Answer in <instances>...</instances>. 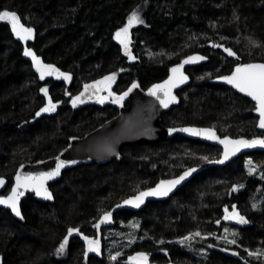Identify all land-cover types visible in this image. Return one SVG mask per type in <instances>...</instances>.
I'll return each mask as SVG.
<instances>
[{
  "label": "trees",
  "instance_id": "trees-1",
  "mask_svg": "<svg viewBox=\"0 0 264 264\" xmlns=\"http://www.w3.org/2000/svg\"><path fill=\"white\" fill-rule=\"evenodd\" d=\"M0 10L15 11L35 32L29 46L73 74L68 87L39 79L23 58L10 23L0 21V177L7 180L3 194L22 163L56 155L71 138L118 112L114 104L79 109L70 105L85 83L111 73L116 77L110 90L119 95L133 82L146 88L164 79L187 57H205L186 63L190 82L179 92L178 104L161 114V123L209 126L220 136L264 137L255 104L211 82L235 65L264 62V0H0ZM133 12L143 23L128 34L136 58L129 63L115 37ZM43 87L58 103L55 111L37 116L48 101ZM127 102L126 96L122 104ZM220 154L218 146L175 135L123 146L117 158L104 164L66 169L49 185L53 201L27 194L21 219L0 208V264H119L138 252L157 264H264V151L239 155L225 165L217 163ZM190 167L202 169L169 198L148 201L140 210L116 212L104 229L102 259L85 255L83 236L95 238L96 221L103 213ZM233 205L247 223H223L225 208ZM69 228L79 232L69 236L58 254Z\"/></svg>",
  "mask_w": 264,
  "mask_h": 264
},
{
  "label": "water",
  "instance_id": "water-1",
  "mask_svg": "<svg viewBox=\"0 0 264 264\" xmlns=\"http://www.w3.org/2000/svg\"><path fill=\"white\" fill-rule=\"evenodd\" d=\"M34 35H35V32H33V35L28 40H21L13 34L14 38L19 43H21V45H22V56H23V58L25 60L30 61L31 65H32V59L30 56L24 55V49L27 47V48H31L33 50V48L31 46H29V43L33 40ZM130 52H131L132 56H134L133 52L131 50H130ZM36 55L39 56L45 64L55 65L57 68L60 69L61 72L69 73L71 76L70 80H65L63 77H59V76H46L43 80L50 79V80H54V81H60V82H63L65 84V86H67V87L71 85V83L73 81V74L70 71L62 70L56 64L45 61L43 59V57H41L37 53H36ZM127 57H128V55H127ZM133 61H136V58L135 59H129V58L127 59V62H129V63H131ZM181 63L182 62L174 64L171 67V69L173 67H175L176 65H179ZM249 63H264V62L263 61H250V62L243 63V64H249ZM185 66H186V63L183 65V68L181 69V71H183L184 75H186L188 77V79L185 80L183 83L177 84L176 87L172 88V90H171L172 95H174L176 97V99L173 102H171L168 105V107H166V108L162 107L160 105V102H159V100L156 99V97L151 96L148 93V89L151 88L152 85H154V84H163V82L165 80H167L169 78V76L172 75L171 69H170L169 74L164 79L157 81V82L149 85L146 88H141V87L133 88L132 91L129 92L127 95L128 102L126 105H123L122 103L121 104L113 103L112 102L113 98H111V96H109L108 93H104L101 90L100 85H99V86L90 88L89 91L86 93L85 97L82 98L84 100V102L83 103H77L74 107L72 104V98L75 96H78L81 92L84 91V85L85 84L92 85L93 82L96 80H91V81L85 83L83 85L82 89L78 93H76L70 100V105L73 108L79 109V108H83V107H87V106L105 107V106H108L110 104H114V105H117L119 107L118 112L114 116L108 118L107 120H105L104 122L99 124L95 129L84 134L83 136L71 138L69 140L68 144L62 150H60L56 155L49 157V158L41 159V160H38V161H35L32 163H30V162L22 163L16 169V171L13 175L12 184L10 186L9 191L6 194H3V191L7 187V180L4 177H0V178H3V180L5 182L3 185H0V196H6L11 192L12 186L16 183L15 177H16L18 172L21 175H24L27 173L49 172L53 168L56 167L57 158H59L60 160H65V161H75V163L65 164L60 169V174L58 176H55L52 179L47 180L45 182V186L47 187L48 191L52 195L51 199H47L44 196L36 195L35 190L33 188L29 187V188L21 189V191L23 192V195L20 196L18 203H19V208H20V212H21V202L26 197L27 194H32L34 196V198L38 201L51 202V201H53V193H52L49 185L56 182L60 178L62 172L65 171L66 169H70V168L79 166L81 164H89V163L104 164V163L110 162L111 160L117 158L119 156V151L123 146L137 144V143H141V142H156V141L161 140V139L172 138L175 135L184 136V137H187L190 139H197L199 141L220 147L221 148V154H220V157L217 161V163L219 165H225L228 162L237 158L239 155H242L245 153H249L252 151H264V148H262L260 146H255V147H251V148H241L239 151L235 152L233 155L229 156L228 159L225 160V159H223L224 145L222 143H220V140L208 139L206 136H203V135L197 136V135H193V134L188 133V132L180 131V129L188 128V127L198 128V129H208V128L214 129V128L209 127V126H197V125L165 126L161 123V114L168 111L173 106L178 104L179 92L184 87H186L190 82V77H189L188 73L185 71ZM236 66L237 65H235L233 67V69L230 73L225 74V75H220V76L231 75L232 72L235 71ZM32 68H33L34 73L39 77V73L36 71V69L33 67V65H32ZM220 76L214 77L213 79H211V82L222 84V85L232 89L233 91L237 92L238 94L250 99L255 104V101L252 100V98L250 96H248L246 93H242L237 88L228 84L226 81L218 79V77H220ZM39 79H40V77H39ZM93 93H96L99 96H105L108 98L104 100V103H100L98 101V99L96 98V96L93 95ZM159 94L162 96L163 92H160ZM89 96H91L92 98H88ZM255 114L258 116V128L260 130L264 131V129L259 127V113H257L255 111ZM172 128L177 129V131L169 132V129H172ZM214 131H215L216 135L218 137H220V139H223L224 137H228L231 140H238L241 138L247 139V140H252V139L256 138V137H254V138L231 137L228 135L220 136L218 134V132L216 131V129H214ZM258 137H260V136H258ZM261 138H264V137H261ZM190 168L195 169V171L192 172L189 176L185 177V179L182 180L179 184L175 185V187H173L172 190L166 196H148V197H145L144 202L142 204H140L139 207H136V206L131 205V204H124L123 203V201H125V200H127L133 196H136L139 193L138 192L137 194L129 196L126 199L122 200L121 202L116 203L107 211V212L111 213L110 219L101 223L100 218L103 216L104 213L97 219L96 225L99 223V227L97 229L110 226L113 223L114 215L119 210L136 211V210H140V209L144 208L148 201L165 200V199L169 198L179 188H181L186 183H188V181H190L192 179V177L202 169L201 167H190ZM190 168L185 169L184 171H182L180 174H178L175 177H172L169 179H164V180L175 179V178L181 176L185 171H187ZM159 183H160V181L157 182L154 186H152L150 188H155L156 185ZM147 189H149V188H147ZM147 189H144L141 191H145ZM0 208H4V209L9 210L11 212V214L14 217H16L17 219L22 218V214H21V216H17L11 210V208L7 205H0ZM131 257H135V255H133ZM127 264H136V261L129 258L127 261Z\"/></svg>",
  "mask_w": 264,
  "mask_h": 264
},
{
  "label": "snow or ice",
  "instance_id": "snow-or-ice-1",
  "mask_svg": "<svg viewBox=\"0 0 264 264\" xmlns=\"http://www.w3.org/2000/svg\"><path fill=\"white\" fill-rule=\"evenodd\" d=\"M0 21H7L11 25L12 33L21 40H28L33 35V28L26 27L23 23H21L20 16L15 11L10 10H0ZM143 20L140 19L138 13L133 12L129 18L127 24L119 29L116 32V39L123 45L125 53L128 55L129 59H135L132 56L129 50V29L134 24H141ZM216 47H223V45H216ZM224 51L227 52L230 56H235L236 53L231 48H224ZM24 55L30 56L32 59V65L39 73V77L43 80L46 76H59L63 77L65 80H70L71 76L69 73H63L57 68L55 65L52 64H45L39 56L31 48L24 49ZM205 57L202 56H195V57H187L181 64L176 65L171 69L172 75L169 76L167 80L163 82V84H154L151 88L148 89V93L151 96L156 97L159 100L160 105L162 107H168V105L173 102L176 97L172 95V88L176 87L177 84L183 83L185 80L188 79L186 75H184L181 69L185 63H189L195 60H203ZM116 73H111L109 76L103 77L100 81H94L92 85L85 84L84 91L81 92L78 96L72 98V104L75 107L77 103H83L84 100L82 99L85 97L86 93L89 91L90 88L103 85L104 87L109 89L108 95L113 97L112 102L115 104H121L124 100V97L128 95L129 92L132 91L133 88L139 87L138 84L133 82L132 86L126 91L119 95L112 92L111 84L115 80ZM220 80L226 81L228 84L232 85L233 87L237 88L240 92L246 93L248 96L255 101V111L259 113V127L264 129V63H249V64H238L235 68V71L232 72L229 76H220L218 77ZM99 90V89H98ZM42 93L46 97H48L47 104L42 107L36 115L39 116L41 113L44 112H53L56 109V103L53 102L52 98L48 95L47 87H43L40 89ZM163 92L161 96L159 93ZM96 96L100 103H104V100L108 97L99 96L96 93H93ZM88 98H92L89 96ZM177 129L172 128L169 129V132H175ZM180 131L188 132L193 135H203L206 136L208 139H215L220 140V143L224 145V154L223 159H228L229 156L233 155L235 152L239 151L241 148H251L255 146H260L264 148V138L256 137L252 140L247 139H238V140H231L228 137H224L220 139L214 131V129H198V128H183ZM206 159V157H205ZM67 163H75V161H65L60 160L57 158L56 167L53 168L49 172H41V173H27L21 175L19 172L17 173L15 179L16 183L12 186L11 192L6 196H0V205H7L11 208V210L17 215L21 216L20 208H19V198L23 195L21 189L24 188H33L38 196H44L47 199H51L52 195L48 191L47 187L45 186V182L47 180L52 179L55 176L60 174V169ZM195 169L190 168L185 171L181 176L172 179V180H162L159 184L156 185L155 188H149L145 191L139 192L136 196H133L125 201L124 204H131L136 207H139L140 204L144 202V198L148 196H166L175 185L179 184L185 177L189 176ZM250 172L254 171V169L250 168ZM5 182L3 178H0V185H3ZM255 207V205H253ZM111 218L110 212H105L103 216L100 218V222H104ZM225 220H237L239 223L244 224L247 223V220L244 216L240 215L235 205L232 206L231 213L228 212V209L225 208ZM219 223V221H217ZM97 228L99 227V223L95 225ZM137 227L138 225H133ZM227 231V229H225ZM68 234L65 235L63 241L60 243L59 247L57 248V253H63L65 247L68 243L69 236L73 233L79 232L78 228H69L67 230ZM81 235H83L81 233ZM196 235H200V233H196ZM191 237L189 236L181 238V243L185 240H188ZM83 240L87 245L88 251L92 252H99V241L95 240L88 236H83ZM230 243L235 244L236 241L232 240ZM87 255V253H85ZM119 255V253H117ZM249 255H258V253L250 252ZM115 256H112L111 259H115ZM136 261V264H148V254L144 252L136 253L135 257H130Z\"/></svg>",
  "mask_w": 264,
  "mask_h": 264
},
{
  "label": "flooded vegetation",
  "instance_id": "flooded-vegetation-1",
  "mask_svg": "<svg viewBox=\"0 0 264 264\" xmlns=\"http://www.w3.org/2000/svg\"><path fill=\"white\" fill-rule=\"evenodd\" d=\"M127 56V54H126ZM113 98V97H111ZM124 105V104H123ZM118 110H119V107H118ZM246 219V218H245ZM247 220V219H246ZM111 226V225H110ZM110 226H107V227H103V228H100V229H97L96 227V236L95 240H98L99 241V252H92V251H88L87 249V245H85V252L87 253L86 256H93L97 259H102L103 258V254H104V250H103V242H104V237H105V234H104V229L105 228H108ZM131 256H127L125 259H120L118 261L119 264H127V261L128 259L130 258ZM148 264H157V263H154L153 261H151L149 258H148Z\"/></svg>",
  "mask_w": 264,
  "mask_h": 264
},
{
  "label": "rangeland",
  "instance_id": "rangeland-1",
  "mask_svg": "<svg viewBox=\"0 0 264 264\" xmlns=\"http://www.w3.org/2000/svg\"><path fill=\"white\" fill-rule=\"evenodd\" d=\"M127 22H128V19H127V21L119 28V29H121V28H123L126 24H127ZM135 25V24H134ZM133 25V26H134ZM118 29V30H119ZM130 30H131V28L129 29V33H130ZM128 33V34H129ZM103 79V77L101 78V79H99V80H97V81H100V80H102ZM113 84V83H112ZM112 84H111V87H112ZM100 86H102V88L101 89H103V91L104 92H106V93H108L109 92V89L108 88H106V87H104L103 85H100ZM237 210V212L240 214V215H242L239 211H238V209H236ZM231 211H232V208H230V209H228V212L229 213H231ZM224 216H225V212H224V215H223V217H222V221H223V223L226 225V224H228L230 227H231V225L232 224H237L238 223V221L237 220H225L224 219ZM242 216H244V215H242ZM245 217V216H244ZM246 218V217H245ZM239 224H241V223H239ZM228 226V227H229ZM228 227H226L227 229H228ZM227 231H229V230H227ZM226 231V232H227Z\"/></svg>",
  "mask_w": 264,
  "mask_h": 264
}]
</instances>
